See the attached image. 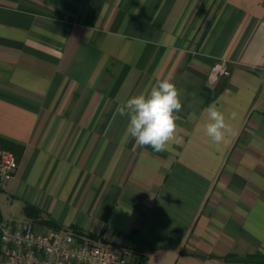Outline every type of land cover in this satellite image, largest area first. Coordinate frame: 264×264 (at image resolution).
<instances>
[{"label":"crops","instance_id":"obj_1","mask_svg":"<svg viewBox=\"0 0 264 264\" xmlns=\"http://www.w3.org/2000/svg\"><path fill=\"white\" fill-rule=\"evenodd\" d=\"M165 78L183 109L156 153L117 108ZM0 139V220L29 204L141 264H264V0H0Z\"/></svg>","mask_w":264,"mask_h":264},{"label":"built area","instance_id":"obj_2","mask_svg":"<svg viewBox=\"0 0 264 264\" xmlns=\"http://www.w3.org/2000/svg\"><path fill=\"white\" fill-rule=\"evenodd\" d=\"M225 60L218 61L208 76L212 87L227 73ZM17 167L14 153L0 149V184ZM142 255L126 245L94 240L79 232L56 228L36 219L0 220V264H141Z\"/></svg>","mask_w":264,"mask_h":264},{"label":"clouds","instance_id":"obj_3","mask_svg":"<svg viewBox=\"0 0 264 264\" xmlns=\"http://www.w3.org/2000/svg\"><path fill=\"white\" fill-rule=\"evenodd\" d=\"M181 95V90L165 78L158 80L147 94L132 96L119 105L117 112L129 119L127 134L141 147L150 146L156 153L166 151L177 130L178 113L183 109ZM206 113L205 135L212 144L219 145L229 130L225 114L215 105H209Z\"/></svg>","mask_w":264,"mask_h":264},{"label":"trees","instance_id":"obj_4","mask_svg":"<svg viewBox=\"0 0 264 264\" xmlns=\"http://www.w3.org/2000/svg\"><path fill=\"white\" fill-rule=\"evenodd\" d=\"M217 92H218V89L216 91L211 92L209 95V100H212L215 97ZM0 149H8V150L13 152L14 147L12 146L11 143L5 142V141L0 139ZM14 155H15V153H14ZM24 212L28 217H30L32 219H36L41 223H45V224H48L50 226L59 228V226L53 220H51L48 217L41 216L39 210L36 207H34L33 205H29V204L25 205L24 206ZM76 232H78V231H76ZM248 259L249 260H253V259L258 260L260 258L252 256V257H248Z\"/></svg>","mask_w":264,"mask_h":264},{"label":"rangeland","instance_id":"obj_5","mask_svg":"<svg viewBox=\"0 0 264 264\" xmlns=\"http://www.w3.org/2000/svg\"><path fill=\"white\" fill-rule=\"evenodd\" d=\"M223 75H225V74H223ZM223 75H222V76H223ZM218 79H219V78H218ZM13 210H14V212H15V209H14V208H13Z\"/></svg>","mask_w":264,"mask_h":264}]
</instances>
